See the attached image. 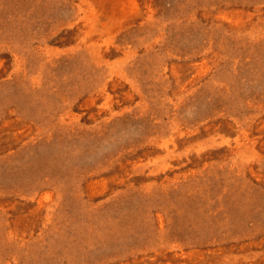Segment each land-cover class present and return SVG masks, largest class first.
I'll return each mask as SVG.
<instances>
[{
    "label": "rangeland",
    "instance_id": "374dc122",
    "mask_svg": "<svg viewBox=\"0 0 264 264\" xmlns=\"http://www.w3.org/2000/svg\"><path fill=\"white\" fill-rule=\"evenodd\" d=\"M0 264H264V0H0Z\"/></svg>",
    "mask_w": 264,
    "mask_h": 264
}]
</instances>
